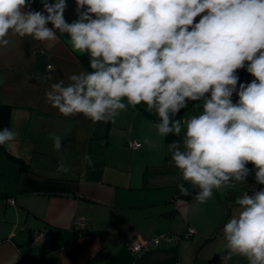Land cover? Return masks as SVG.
I'll return each instance as SVG.
<instances>
[{
	"label": "clouds",
	"instance_id": "9594fccd",
	"mask_svg": "<svg viewBox=\"0 0 264 264\" xmlns=\"http://www.w3.org/2000/svg\"><path fill=\"white\" fill-rule=\"evenodd\" d=\"M34 2L0 0V48L10 35L51 48L58 33L67 34L89 65L67 83H52L46 101L93 124L145 106L158 117L159 136L179 138L167 145L169 163L179 173L180 194L195 190L197 204L247 183L254 172V190L236 199L222 226L221 264H264V187L255 188L264 185V0H75L70 23L67 0H40V11ZM240 69L251 82H239ZM190 102L195 111L182 121L177 117ZM50 139L60 152L63 137ZM15 140L13 129H0V147ZM81 159L94 166L89 154ZM71 171L61 158L56 172Z\"/></svg>",
	"mask_w": 264,
	"mask_h": 264
},
{
	"label": "crops",
	"instance_id": "0c3cea01",
	"mask_svg": "<svg viewBox=\"0 0 264 264\" xmlns=\"http://www.w3.org/2000/svg\"><path fill=\"white\" fill-rule=\"evenodd\" d=\"M67 5L70 23L77 18L75 0ZM32 8L40 11V0ZM57 35L51 48L14 35L0 48V104L12 106L8 127L16 133L10 146L0 147V264H221L222 226L234 214L236 199L255 183L254 172L247 183L197 204L195 190L180 194L179 173L169 163L167 145L179 138L159 136L158 117L145 106L129 107L108 123L60 114L46 101L50 85L89 69L67 34ZM194 111L190 102L177 118ZM50 134L63 137L60 152ZM128 139L141 146L129 148ZM85 153L94 166L81 159ZM61 158L71 172H56ZM78 217L87 220L81 232L73 225ZM189 227L195 233L185 237ZM34 230L44 233L37 242L29 238ZM163 232L170 240L146 252L127 248L132 238ZM236 262L246 264L243 258Z\"/></svg>",
	"mask_w": 264,
	"mask_h": 264
},
{
	"label": "built area",
	"instance_id": "2783aa9c",
	"mask_svg": "<svg viewBox=\"0 0 264 264\" xmlns=\"http://www.w3.org/2000/svg\"><path fill=\"white\" fill-rule=\"evenodd\" d=\"M237 75L239 76V82L240 83H248V82H251V80L253 79V77L249 73H247L246 69L238 70ZM236 100H238V96H236V94L234 93L233 94V102H236ZM126 144L129 148H138L141 146V143L134 140V139H128ZM254 184L255 183H249L246 186L243 194L245 192L251 193L254 190ZM262 187H264V185H255L256 190H259ZM9 201L11 203L13 202L12 199H9ZM73 225L78 231L81 232L85 229V227L87 225V220L85 218H79V217L75 218L73 220ZM194 233H195V229L189 227L186 230L184 236L188 237V236L193 235ZM43 236H44L43 231L34 230L31 232L29 238H30L31 242H37V241L41 240L43 238ZM170 237L171 236H170L169 232H163L160 234L153 235L150 239H147V240H142L139 238H132L131 240H129L127 242V248L133 254H139V253L146 252V251L150 250L151 247L158 245L159 242L162 240L163 241L170 240Z\"/></svg>",
	"mask_w": 264,
	"mask_h": 264
},
{
	"label": "trees",
	"instance_id": "16d2710c",
	"mask_svg": "<svg viewBox=\"0 0 264 264\" xmlns=\"http://www.w3.org/2000/svg\"><path fill=\"white\" fill-rule=\"evenodd\" d=\"M79 58H80L81 63L83 64V66L85 68L89 69L87 57L79 55ZM11 109H12L11 105L0 104V129H2L4 127H8Z\"/></svg>",
	"mask_w": 264,
	"mask_h": 264
}]
</instances>
